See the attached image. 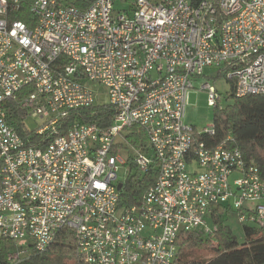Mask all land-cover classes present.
<instances>
[{
    "label": "built area",
    "instance_id": "2783aa9c",
    "mask_svg": "<svg viewBox=\"0 0 264 264\" xmlns=\"http://www.w3.org/2000/svg\"><path fill=\"white\" fill-rule=\"evenodd\" d=\"M207 67L236 98L264 94V0H0V236L14 262L68 228L85 264H180V235L212 232L222 205L264 227L254 161L232 136L213 143L214 120L185 121ZM200 89L219 107L214 85ZM101 105L106 126L79 118ZM133 125L148 139L138 149ZM126 164L128 177L156 172L140 204L124 200Z\"/></svg>",
    "mask_w": 264,
    "mask_h": 264
},
{
    "label": "trees",
    "instance_id": "16d2710c",
    "mask_svg": "<svg viewBox=\"0 0 264 264\" xmlns=\"http://www.w3.org/2000/svg\"><path fill=\"white\" fill-rule=\"evenodd\" d=\"M78 8H87L90 0H68ZM21 19L23 17L19 16ZM233 103L225 107H215V134L213 143H220L232 136L234 146L239 147L244 158L254 161L264 178V94L248 95L236 98L230 93ZM114 110L108 106H93L82 109L79 118L86 122H95L106 126ZM20 132L21 127L17 128ZM128 143L138 149L148 143L144 129L133 125L127 135ZM155 170L146 175L131 173L125 183L124 200L139 203L155 178ZM227 206H219L212 215L210 233L193 231L182 233L178 238L180 264H264V227L256 224L243 225V238L239 239L227 223ZM211 235L215 236L216 246L210 257L199 255L196 250L206 249ZM16 249L15 242L0 236V264H85L79 254L74 232L63 228L55 241L43 252L32 253L22 261L14 262L10 255Z\"/></svg>",
    "mask_w": 264,
    "mask_h": 264
},
{
    "label": "rangeland",
    "instance_id": "374dc122",
    "mask_svg": "<svg viewBox=\"0 0 264 264\" xmlns=\"http://www.w3.org/2000/svg\"><path fill=\"white\" fill-rule=\"evenodd\" d=\"M218 69L214 67H207L204 73V76L201 78H198L194 81L195 88L191 89L190 95H189V101L188 106L186 109V117L185 121L188 124H192L198 129L199 131H202L205 127L211 124V122L214 119V112L215 107L211 106L208 101L209 93L206 90L200 89L201 85L209 81L212 85H214L219 93H221V99L218 102L219 107H225L226 105L233 103V98L230 97L231 93V82L227 81L224 77H217ZM100 93L98 97V102L102 103L108 100L106 88L100 86L99 88ZM25 126L27 129H37L42 123L43 120L40 118H28L25 120ZM126 145L130 149H134L125 139ZM125 155V159H126ZM130 172V167L128 164L121 165V169L119 171V178L121 180H125L128 177V174ZM233 179V176L232 178ZM228 218L227 223L232 228L234 233L238 236L239 239L243 238V231L242 226L243 224L239 220L238 212L236 209L231 208L228 209ZM209 244L206 246V249L196 250V252L204 257H210L213 255V251L209 250L211 246H216L217 242L215 241V236L211 235L209 238ZM29 255L32 253H28ZM28 254H25L23 256L27 257ZM180 259V256H179Z\"/></svg>",
    "mask_w": 264,
    "mask_h": 264
},
{
    "label": "crops",
    "instance_id": "0c3cea01",
    "mask_svg": "<svg viewBox=\"0 0 264 264\" xmlns=\"http://www.w3.org/2000/svg\"><path fill=\"white\" fill-rule=\"evenodd\" d=\"M235 176H237V175H235ZM209 220H210V223H213V222H212V218H210ZM242 227H243V226H242ZM242 231H243V228H242Z\"/></svg>",
    "mask_w": 264,
    "mask_h": 264
},
{
    "label": "water",
    "instance_id": "95a60500",
    "mask_svg": "<svg viewBox=\"0 0 264 264\" xmlns=\"http://www.w3.org/2000/svg\"><path fill=\"white\" fill-rule=\"evenodd\" d=\"M119 187L121 188V184L119 185Z\"/></svg>",
    "mask_w": 264,
    "mask_h": 264
}]
</instances>
